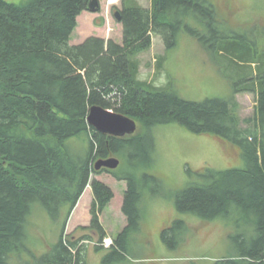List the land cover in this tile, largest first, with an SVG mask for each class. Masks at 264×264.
Returning <instances> with one entry per match:
<instances>
[{
  "label": "trees",
  "instance_id": "trees-1",
  "mask_svg": "<svg viewBox=\"0 0 264 264\" xmlns=\"http://www.w3.org/2000/svg\"><path fill=\"white\" fill-rule=\"evenodd\" d=\"M89 1L0 0V264H85L82 242H103L107 233L100 215L114 197L105 182L91 180L101 171L127 183L122 206L127 224L103 263L127 259L130 234L141 227L143 188L156 180L148 172L155 141L145 130L125 136L99 132L87 119L93 105L132 117L145 129L177 123L238 148L245 168L188 167L190 180L176 192L175 203L203 221H240L229 237L232 251L218 264H264V21L243 31L229 20L232 0H151L150 8L123 0L122 44L96 35L71 44ZM183 30L197 37L219 66L232 67L230 95L187 100L139 77L133 57L151 47L152 33L170 50ZM243 91L257 93L255 115L246 119L237 98ZM82 137L85 152L71 150L67 141ZM110 156L120 157L124 167L120 162L113 170L95 169L96 160ZM89 183L91 221L81 227L87 233L66 235V221ZM34 203L53 220L65 217L58 240L42 253L27 242ZM183 224L164 228L163 240L184 230ZM24 252L30 258L23 259ZM13 255L16 263L10 262Z\"/></svg>",
  "mask_w": 264,
  "mask_h": 264
},
{
  "label": "rangeland",
  "instance_id": "rangeland-1",
  "mask_svg": "<svg viewBox=\"0 0 264 264\" xmlns=\"http://www.w3.org/2000/svg\"><path fill=\"white\" fill-rule=\"evenodd\" d=\"M6 1L24 4L28 0ZM126 1L145 8L151 6V0ZM99 2L100 8L97 12L86 13L90 21L88 25L84 23L83 16L78 19L71 44H79L89 35L123 43V26L115 16V12L123 8V0L115 3H110L109 0ZM226 10L228 12L229 8ZM231 11L233 15L229 20L233 19L234 24L243 31H249L251 25L264 21V0H232ZM253 34L257 35L256 31ZM133 59L138 64L139 77L142 80L156 86H169L184 99L201 101L208 97H226L232 92L233 87L229 80V77L233 78L232 67L219 66L204 44L185 30L179 33L176 46L170 50L166 49L161 35L152 33L151 47L136 54ZM237 98L241 118L253 117L257 93L243 91L237 94ZM243 126L246 127L247 124L243 122ZM142 127V123L138 121L137 130L150 133L155 141L154 162L148 172L156 180L150 188H143L144 197L140 201L141 227L130 234L125 253L127 259L107 264H218L219 260L226 258L232 251L229 237L237 234L235 223L240 224V221L222 217L203 221L197 215L180 212L176 207L175 194L190 180L188 167L193 170L203 166L218 170L245 168L243 155L238 148L215 136L194 133L177 123L156 124L146 129ZM82 140L85 141L86 138H73L67 144L71 150L84 153L87 146ZM78 141L81 143L77 144ZM121 165L120 169L124 167L123 162ZM92 179L105 182L114 191V197L100 215L107 233L105 239L111 238L114 241L127 224V217L122 210L126 182L117 180L107 171L93 173ZM141 182L143 184L144 179ZM93 201L94 193L89 185L66 221V235L75 233L81 236L87 233L81 227L90 224ZM64 218L62 216L53 220L41 204L34 203L29 216L31 226L27 233L28 246L44 249L39 250L40 253L44 252L47 245L58 240ZM181 220L186 226L184 228V224L182 225L184 230L174 232L175 236H169L165 242L162 230ZM105 239L102 243L97 238L95 241L82 242L85 264H104L103 257L113 245L107 244ZM98 244L103 247L100 252L96 251ZM23 255V259L30 258L28 252ZM15 257L17 256L13 255L10 258L11 263L19 260Z\"/></svg>",
  "mask_w": 264,
  "mask_h": 264
},
{
  "label": "water",
  "instance_id": "water-1",
  "mask_svg": "<svg viewBox=\"0 0 264 264\" xmlns=\"http://www.w3.org/2000/svg\"><path fill=\"white\" fill-rule=\"evenodd\" d=\"M100 7L99 0H90L88 9L95 12ZM117 19H121L120 12L116 11ZM88 122L94 126L99 132L111 134L115 136H125L127 134H134L137 131V121L132 117L126 116L119 112L111 111L100 105H93L89 109ZM120 159L115 156L108 158H100L95 161V169L102 167L108 169H115L119 166Z\"/></svg>",
  "mask_w": 264,
  "mask_h": 264
},
{
  "label": "crops",
  "instance_id": "crops-1",
  "mask_svg": "<svg viewBox=\"0 0 264 264\" xmlns=\"http://www.w3.org/2000/svg\"><path fill=\"white\" fill-rule=\"evenodd\" d=\"M86 13H89L87 10L86 11H83L82 14L78 17V19H81L82 16L84 17V23L86 22V24L88 25V23H90L89 21V17L86 16ZM88 37V36H87ZM72 39V38H71ZM84 40L80 41L79 43L83 42ZM75 43H78V42H75ZM87 189V188H86Z\"/></svg>",
  "mask_w": 264,
  "mask_h": 264
},
{
  "label": "bare ground",
  "instance_id": "bare-ground-1",
  "mask_svg": "<svg viewBox=\"0 0 264 264\" xmlns=\"http://www.w3.org/2000/svg\"><path fill=\"white\" fill-rule=\"evenodd\" d=\"M116 1H118V0H109L110 3H114V2H116ZM70 42H71V41H70Z\"/></svg>",
  "mask_w": 264,
  "mask_h": 264
}]
</instances>
